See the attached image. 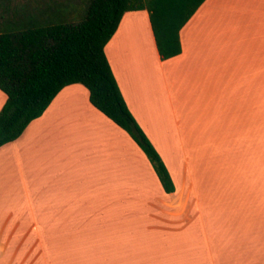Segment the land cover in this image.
<instances>
[{"label": "crops", "instance_id": "0c3cea01", "mask_svg": "<svg viewBox=\"0 0 264 264\" xmlns=\"http://www.w3.org/2000/svg\"><path fill=\"white\" fill-rule=\"evenodd\" d=\"M179 41L181 51L161 59L148 12L139 9L123 13L104 47L127 107L160 154L174 191L163 190L142 149L90 102L82 84L66 85L16 139L0 145V190L40 192L72 180L128 204L127 195L138 193L133 204L146 210H139L145 225L139 212L128 222L125 212L86 205L65 206L63 216L61 206L37 208L30 200L0 204V264H92L101 255L107 264H235L242 240L254 243L256 233L259 245L264 192L240 200L231 193L230 207L221 201L227 192H203L201 200L191 192L187 169L192 160L205 177L206 160L214 164L220 155L213 159L211 150L230 145L227 127L214 122L218 111L228 108L239 118L230 126H240L236 143L246 147L259 132L264 0H203L180 28ZM5 99L0 90V109ZM136 180L147 192H114ZM142 226L148 236L133 239Z\"/></svg>", "mask_w": 264, "mask_h": 264}, {"label": "trees", "instance_id": "16d2710c", "mask_svg": "<svg viewBox=\"0 0 264 264\" xmlns=\"http://www.w3.org/2000/svg\"><path fill=\"white\" fill-rule=\"evenodd\" d=\"M12 1L0 0V90L6 96L0 145L16 139L64 86L80 83L90 102L142 149L163 190L173 192L169 171L127 107L104 47L125 11L146 9L160 58L177 55L179 30L203 0H85L80 8L40 0L26 13Z\"/></svg>", "mask_w": 264, "mask_h": 264}, {"label": "rangeland", "instance_id": "374dc122", "mask_svg": "<svg viewBox=\"0 0 264 264\" xmlns=\"http://www.w3.org/2000/svg\"><path fill=\"white\" fill-rule=\"evenodd\" d=\"M42 4L40 0H13L12 3L18 8V12L26 13V10H30L32 5L34 6L36 2ZM61 1L62 3H72L76 6L83 7L85 0H55ZM47 2V1H46ZM30 5H29V4ZM27 5V9L25 6ZM24 7V8H23ZM19 12V13H20ZM224 109V108H223ZM227 112L223 110L222 112L218 111V118L216 120L213 117L214 122L220 121L223 127H227L228 139H230V145H228L227 149L222 150H211L212 158L214 159V153H220L218 157V161L216 163H212L210 160H206L205 162V177L202 173H195V166L190 160L192 171L187 169V177L190 178V174L192 178L188 180L190 186L192 187L191 192H197L199 198L202 200L203 192H217L218 194H222V192H227L228 194L225 197H221V201L223 204V200L225 201L223 205L230 207L232 205V194H236L235 199L240 200L241 195H250L254 194V199L256 197L257 192H264V102H259V132L258 134H254V138L250 136L249 145L244 147V144L234 141V135L236 134L239 139H241L240 132L236 133L239 127L230 128V126H238L240 124L239 118L235 117L233 112L228 108ZM237 121L239 124H237ZM220 122H217L218 124ZM233 131V132H232ZM238 139V140H239ZM243 141V140H240ZM229 143V142H228ZM182 162L179 163L181 165ZM186 165L187 162L185 161ZM178 166L174 165V168ZM175 182H178V176L174 174ZM133 186L129 187L128 185L125 188H121L119 190H115L114 192H147L143 190L142 181L136 180L133 181ZM177 184V185H178ZM80 183H76V181L69 180V185L65 188L64 186L57 187L52 190L40 191V192H7L5 189H1V199L0 204H13V205H27L29 203L34 204L38 207H54L61 206L62 207V215L64 212L65 206H67L68 210H72L71 207H77L78 210L82 208V206H89L90 208H96L98 210H108L113 213H126V221L135 220L141 212L146 211L145 209L141 210L135 207L134 200L138 199V193H136V197L133 195H127L130 197L133 203H123L116 201L117 198L115 196H109V192L105 190H93V187H82ZM196 190V191H194ZM7 192V193H6ZM112 192V191H110ZM236 192V193H235ZM245 192V193H243ZM3 197V198H2ZM262 202V201H261ZM143 208V207H142ZM74 210V208H73ZM140 210V211H139ZM145 213V212H143ZM228 213V212H227ZM64 216V215H63ZM132 217V219H131ZM69 221V220H68ZM142 225H145L146 218L144 216V221L141 219ZM132 225V223H131ZM264 224H261V226ZM142 232L139 231L138 234H133L134 238H141V236L146 238L148 235L143 229ZM134 229V228H133ZM263 232V234H262ZM255 233V232H254ZM139 236V237H138ZM243 243H239L237 245V255L238 260L235 264H264V228L261 229L260 234V243L257 246V236L255 233V242L251 241L247 242L246 240H242ZM182 242H179L181 245ZM198 245V244H197ZM199 246V245H198ZM182 247H180L181 249ZM200 248V247H199ZM240 250V251H239ZM183 252V251H181ZM241 254V256H240ZM102 258L104 257L101 255ZM223 258V255L221 254ZM88 258H93L88 257ZM100 257H94L92 260V264H107ZM224 264H228L226 262L228 260H221ZM109 264V263H108ZM130 264H140L139 260H135Z\"/></svg>", "mask_w": 264, "mask_h": 264}, {"label": "bare ground", "instance_id": "6f19581e", "mask_svg": "<svg viewBox=\"0 0 264 264\" xmlns=\"http://www.w3.org/2000/svg\"><path fill=\"white\" fill-rule=\"evenodd\" d=\"M178 184V183H177Z\"/></svg>", "mask_w": 264, "mask_h": 264}]
</instances>
